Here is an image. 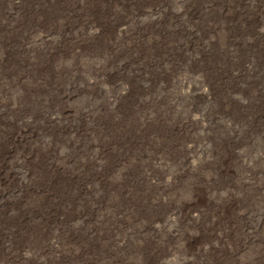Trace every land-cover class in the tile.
<instances>
[{
	"label": "rangeland",
	"instance_id": "rangeland-1",
	"mask_svg": "<svg viewBox=\"0 0 264 264\" xmlns=\"http://www.w3.org/2000/svg\"><path fill=\"white\" fill-rule=\"evenodd\" d=\"M10 6L0 148L34 179L1 200L39 252L18 264H264V0Z\"/></svg>",
	"mask_w": 264,
	"mask_h": 264
},
{
	"label": "bare ground",
	"instance_id": "bare-ground-1",
	"mask_svg": "<svg viewBox=\"0 0 264 264\" xmlns=\"http://www.w3.org/2000/svg\"><path fill=\"white\" fill-rule=\"evenodd\" d=\"M20 0H10V8L6 12L7 15H11V9L15 8L19 5ZM47 35H40V40L45 39ZM258 36H262V33L258 31ZM4 130L0 131V134L3 133ZM27 131L23 129H19L17 133H14V138L12 139L10 136L5 135L6 139L11 138L12 142L15 140H19V135L26 134ZM13 134L12 132H10ZM1 136V135H0ZM5 145V144H4ZM13 146H2L0 148V223L2 222V226H0V264H18L20 259L24 257H28L33 252H38L35 245L31 243V237L28 238L31 232V217L26 215L27 212L23 211V209L18 208V217H4L8 216L5 214L4 206L6 205L5 200H1L5 198V196H10L15 193L16 190H22L24 187L27 188L29 183V177L32 174V166H33V151L28 150V146L24 144V147H21L19 150L12 149ZM50 166H54L52 163H49ZM55 178H59L58 176H51V180L55 181ZM14 182V188L10 189L11 182ZM46 183V181H45ZM28 211V210H27ZM20 212V213H19ZM12 215V214H9ZM6 218V219H5ZM33 218V217H32ZM2 219H5L2 221ZM46 223L57 221L58 223L62 220L59 217H40ZM168 222V221H167ZM44 223V224H46ZM155 227V225H154ZM5 229V231L3 229ZM37 234L42 237L43 232H37ZM39 242V239H36ZM54 242H50L51 246H53ZM33 248V252L32 249ZM43 248L41 247L40 251ZM39 253V252H38Z\"/></svg>",
	"mask_w": 264,
	"mask_h": 264
}]
</instances>
